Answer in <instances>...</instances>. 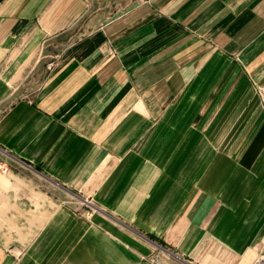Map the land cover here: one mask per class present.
<instances>
[{"label": "crops", "instance_id": "obj_1", "mask_svg": "<svg viewBox=\"0 0 264 264\" xmlns=\"http://www.w3.org/2000/svg\"><path fill=\"white\" fill-rule=\"evenodd\" d=\"M93 2L0 0V264H254L264 0Z\"/></svg>", "mask_w": 264, "mask_h": 264}, {"label": "rangeland", "instance_id": "obj_2", "mask_svg": "<svg viewBox=\"0 0 264 264\" xmlns=\"http://www.w3.org/2000/svg\"><path fill=\"white\" fill-rule=\"evenodd\" d=\"M143 0H94L93 4H91V8L89 12L85 15L82 22H87L86 25L79 26L77 29L78 33L77 35L82 34H90L95 31L102 23L111 21L112 19L116 18L118 16L119 12H122L123 10L127 9L128 7L139 3ZM36 84L31 83L28 89V93L22 94L24 96H30L32 92L35 90ZM264 87H258L257 88V95L260 98L262 102V108L264 111ZM21 94L17 95L20 96ZM4 109H0V115L3 113ZM75 208H77V213L80 215H90L93 212L97 211V208L89 205L86 203V206L84 207V210L80 209V206L75 205ZM41 218V216H40ZM39 218V221H35L34 223H31L29 230L24 231L21 238L17 239L18 241L14 242V246L11 247L7 252H5L6 257H9V259H12V257H16L18 254V251L21 250L24 245L26 244L27 240L29 239V235H32L38 225L40 224L41 220ZM2 241L4 239H1ZM1 241V242H2ZM22 243V244H21ZM5 258V256H3ZM1 261V259H0ZM2 264H5L2 263Z\"/></svg>", "mask_w": 264, "mask_h": 264}, {"label": "built area", "instance_id": "obj_3", "mask_svg": "<svg viewBox=\"0 0 264 264\" xmlns=\"http://www.w3.org/2000/svg\"><path fill=\"white\" fill-rule=\"evenodd\" d=\"M47 68L51 69L52 68V64L51 63L48 64ZM0 152H1V149H0ZM254 264H264V246L262 247V251L259 253L257 258L255 259Z\"/></svg>", "mask_w": 264, "mask_h": 264}]
</instances>
